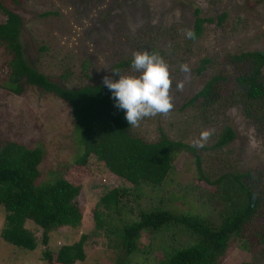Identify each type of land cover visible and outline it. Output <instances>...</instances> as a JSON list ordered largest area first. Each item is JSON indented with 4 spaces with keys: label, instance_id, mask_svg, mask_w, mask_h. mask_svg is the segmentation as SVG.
<instances>
[{
    "label": "rangeland",
    "instance_id": "obj_1",
    "mask_svg": "<svg viewBox=\"0 0 264 264\" xmlns=\"http://www.w3.org/2000/svg\"><path fill=\"white\" fill-rule=\"evenodd\" d=\"M5 7L21 19L19 43L25 62L64 88L100 84L105 76L113 80L114 66L132 60L133 52L157 47L166 50L169 65L173 109L131 127V133L145 142H155L160 135L193 148L200 159V169L208 178L221 171H248L264 181V126L249 122L236 107L202 114L196 107L183 104L215 74L234 77L236 69L225 58L240 52H264V0H19ZM199 16L213 19L204 23L200 35L190 41L185 31L191 29L193 9ZM48 13L49 15H43ZM225 15L220 26L216 17ZM3 16L0 15V22ZM8 53L0 48V83L8 75ZM202 59L209 64L197 74ZM88 63L87 76H81V64ZM187 64L190 73L180 70ZM264 71V68H263ZM67 73V79L60 75ZM120 75H139L131 68L119 69ZM183 81V90L177 82ZM229 126L234 141L227 152L210 148L223 126ZM203 130L212 136L203 148L192 141ZM13 141L27 148H38L42 160L35 184L52 183L61 173L73 185H80L76 207L81 216L77 229L64 227L48 233L47 250L56 253L62 245L88 236L85 258L74 264H160L174 250L192 245V236L180 225L158 231H143L137 249L127 255L117 243L120 226L137 220L138 213L153 209L173 215L197 216L212 226L219 224L218 208L211 198L214 187L197 177L195 160L190 152H180L173 168L158 186L141 184L132 187L109 174L90 156L84 167L71 163L82 148L72 123L69 105L52 94L26 86L21 95L0 87V141ZM66 168V169H65ZM123 188L122 206L104 220V228L93 230L92 209L107 190ZM116 215V213H118ZM4 211L0 207V231ZM103 227V226H102ZM25 228L36 238L40 229L31 222ZM246 228L244 237L231 236L218 264H264V243L256 241ZM246 236V237H245ZM43 246L37 242L32 251L18 249L0 238V264H46L41 257Z\"/></svg>",
    "mask_w": 264,
    "mask_h": 264
},
{
    "label": "trees",
    "instance_id": "obj_2",
    "mask_svg": "<svg viewBox=\"0 0 264 264\" xmlns=\"http://www.w3.org/2000/svg\"><path fill=\"white\" fill-rule=\"evenodd\" d=\"M6 2L16 6L19 0H0V15L4 19L0 22V48L10 56L8 75L0 87L13 95H21L26 86L33 87L69 105L82 148L71 165L84 167L92 156L109 174L132 187L141 184L158 186L172 171L175 156L184 151L193 155L197 177L214 187L211 198L218 208L217 226L197 216L173 215L167 210L140 212L136 221L122 224L117 233V243L127 255L137 249L143 231H158L170 225L182 226L194 243L174 250L160 264H218L228 239L231 236L244 237L246 228H252L250 232L256 241L264 243V181H260V175L255 177L248 171L230 169L216 173L210 179L202 173L200 159L193 148L171 141L164 135L151 143L133 135L124 111L114 106L111 92L104 85L64 88L48 80L25 62L19 43L21 19L5 7ZM192 14L191 30L196 39L203 24L214 20L201 18L196 8ZM215 19L220 26L225 15ZM148 51L158 52L163 59L167 53L157 47H150ZM225 61L235 66L236 75L231 78L222 74L211 76L183 107H196L200 113L209 115L210 111L233 106L252 124L264 126V52H240L227 56ZM130 64V61L119 62L114 71ZM208 64V59H202L197 74ZM87 69L85 61L81 64V76L85 79L88 78ZM67 76L63 73L60 79L64 81ZM234 139L233 130L225 125L210 149L227 152ZM41 160L42 152L38 148L0 141V207L4 211L0 238L6 244L26 251L34 250L39 242L43 246L41 257L46 264L81 262L85 258L83 248L87 235L80 234L77 241L60 246L54 254L47 250V241L50 231L79 227L81 216L75 203L81 196L82 187L68 182L63 173L52 183L37 186V167ZM125 193L123 188H112L98 198L92 209L93 230L104 228L103 218L120 209V199ZM26 222L40 229L39 240L25 228Z\"/></svg>",
    "mask_w": 264,
    "mask_h": 264
},
{
    "label": "clouds",
    "instance_id": "obj_3",
    "mask_svg": "<svg viewBox=\"0 0 264 264\" xmlns=\"http://www.w3.org/2000/svg\"><path fill=\"white\" fill-rule=\"evenodd\" d=\"M187 39H195L193 30L185 31ZM131 68L139 75H120L119 70L112 71L119 78L109 76L102 79L103 85L111 92L114 106L123 110L128 125L138 127L140 121L157 115H168L173 109L170 90L172 80L169 65L158 52L135 51L132 55ZM180 70L190 73L187 64H181ZM183 81L177 82L178 90H183ZM211 130H203L192 141V147L203 148L212 136Z\"/></svg>",
    "mask_w": 264,
    "mask_h": 264
}]
</instances>
